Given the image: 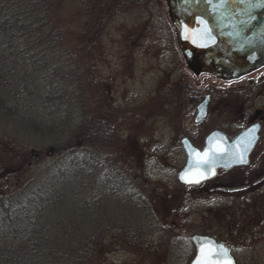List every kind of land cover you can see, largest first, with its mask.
Wrapping results in <instances>:
<instances>
[{
	"label": "rangeland",
	"instance_id": "374dc122",
	"mask_svg": "<svg viewBox=\"0 0 264 264\" xmlns=\"http://www.w3.org/2000/svg\"><path fill=\"white\" fill-rule=\"evenodd\" d=\"M121 6L108 11L111 17L99 40L83 50L73 35L82 29L78 4L69 2L60 9L66 27L65 52L75 59L65 67L71 72L64 82L55 81L56 75L51 80L52 86L67 91L48 92L47 86L41 97L30 98L35 103L31 110L41 112L37 116L43 120L53 110L49 98L65 103L71 96L68 104L77 111L76 120L81 121L82 112L89 120L101 119L93 127L112 133L102 161L115 160L135 196L104 192L103 204L95 207V213L104 217L105 224L141 229V242L160 246L148 256L130 248H111L96 257V264H188L194 248L187 237L206 229L230 248L235 264H264V81L260 72L233 81L208 73L196 75L177 47L165 0H129ZM204 93L211 95L207 118L195 126L190 124L193 106ZM257 112L263 125L247 166L220 170L198 186L179 183L177 174L185 159L180 138L187 136L201 149L209 131L220 129L232 138ZM1 120L9 121L0 124L8 131L7 135L0 132V189L5 191L17 184L14 176L4 173L14 164L7 155L9 148L19 146L27 156L38 152V162L31 158L33 164L18 177L21 183L40 178L53 157L51 147L30 145L44 140L24 135L19 119ZM14 135L27 144H17Z\"/></svg>",
	"mask_w": 264,
	"mask_h": 264
},
{
	"label": "trees",
	"instance_id": "16d2710c",
	"mask_svg": "<svg viewBox=\"0 0 264 264\" xmlns=\"http://www.w3.org/2000/svg\"><path fill=\"white\" fill-rule=\"evenodd\" d=\"M123 1L129 2L0 0V124L9 122H2L3 117L19 119V125L25 126L18 127L24 135L44 140L30 145L51 147L53 157L40 178L21 183L18 177L29 164L38 162V152L27 156L19 146L9 148L7 155L14 164L4 173L14 176L17 184L0 189V264H96V257L111 248H130L148 256L160 247L141 242V229L105 224L104 217L95 213V207L103 204L104 192L135 196L115 160L102 161L112 133L105 127H93L101 119L89 120L82 112L81 121L76 120L77 111L68 104L73 96L65 103L47 96L52 97L48 103L53 107L47 119L31 110L35 103L30 98L41 97L47 86L48 92L54 88L58 93L67 91L52 86L51 80L56 75L55 81L64 82L71 72L65 67L75 59L65 52L66 27L60 9L69 2L78 4L82 29L73 35L83 50L87 44L95 45L111 17L108 11L122 7ZM39 82L43 85H36ZM0 132L5 128L0 127ZM16 136L17 144H25ZM202 233L212 235L207 229Z\"/></svg>",
	"mask_w": 264,
	"mask_h": 264
},
{
	"label": "water",
	"instance_id": "95a60500",
	"mask_svg": "<svg viewBox=\"0 0 264 264\" xmlns=\"http://www.w3.org/2000/svg\"><path fill=\"white\" fill-rule=\"evenodd\" d=\"M177 47L194 74L238 79L264 65V0H165ZM208 96L197 105L194 122L207 113ZM261 124L252 123L232 139L211 130L201 149L180 138L184 164L177 174L183 186H197L219 170L244 167L259 141ZM207 153V155H205ZM188 264H235L229 248L208 234L193 233ZM211 252V255H209Z\"/></svg>",
	"mask_w": 264,
	"mask_h": 264
},
{
	"label": "flooded vegetation",
	"instance_id": "af4514ba",
	"mask_svg": "<svg viewBox=\"0 0 264 264\" xmlns=\"http://www.w3.org/2000/svg\"><path fill=\"white\" fill-rule=\"evenodd\" d=\"M259 72H260V74H261V75H260L261 80L264 81V65L261 66L260 68L256 69V70H254V71L248 73V74L259 73ZM199 74H200V73H199ZM248 74H247V75H248ZM196 75H198V74H196ZM245 76H246V75H244V76H242V77H240V78H244ZM240 78H238V79H240ZM238 79H235V80H238ZM251 80H252V79H249L250 82H252ZM231 81H233V80H231ZM204 96H208V101H207V113H206V116H205L200 122L195 123V122H194V115H195V113H196V107H197V105L203 100ZM210 96H211V95H210L209 93H204V94L202 95V97L200 98V100L197 101V102L194 104V106H193L194 113H193L192 121H191L190 124L195 125V126H197V125L200 126V124H201V123L207 118V114H208V104H209L210 99H211ZM253 117H254L253 119H249V123H248L247 125H245L243 128L249 126V125L252 124V123L258 122V123L261 124V130H262L263 120L260 118L259 113H258V112L255 113ZM243 128H242V129H243ZM242 129H241V130H242ZM241 130H239V131H241ZM239 131H238V132H239ZM238 132H237V133H238ZM237 133H236V134H237ZM226 134H227V133H226ZM236 134H235V135H236ZM235 135H234V136H235ZM227 136H228V135H227ZM232 138H233V136H232ZM232 138H230V139H232ZM253 151H254V150H253ZM245 187H246V185H244L242 188H245Z\"/></svg>",
	"mask_w": 264,
	"mask_h": 264
},
{
	"label": "snow or ice",
	"instance_id": "6c2138e0",
	"mask_svg": "<svg viewBox=\"0 0 264 264\" xmlns=\"http://www.w3.org/2000/svg\"><path fill=\"white\" fill-rule=\"evenodd\" d=\"M205 155H207V153H205ZM209 255H211V252H209ZM198 264H199V262H198Z\"/></svg>",
	"mask_w": 264,
	"mask_h": 264
}]
</instances>
